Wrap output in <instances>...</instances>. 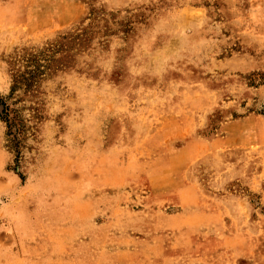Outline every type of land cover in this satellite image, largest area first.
Masks as SVG:
<instances>
[{
	"label": "rangeland",
	"instance_id": "1",
	"mask_svg": "<svg viewBox=\"0 0 264 264\" xmlns=\"http://www.w3.org/2000/svg\"><path fill=\"white\" fill-rule=\"evenodd\" d=\"M0 102V264H264V0H0Z\"/></svg>",
	"mask_w": 264,
	"mask_h": 264
},
{
	"label": "trees",
	"instance_id": "2",
	"mask_svg": "<svg viewBox=\"0 0 264 264\" xmlns=\"http://www.w3.org/2000/svg\"><path fill=\"white\" fill-rule=\"evenodd\" d=\"M86 29H82L76 31L74 33L66 34L58 39L54 44L45 50L49 52V54H44V51L40 52V54H31L29 56H25V60L30 64H34V69L32 70H23L16 71L12 75V89H14L17 84H24L25 89L31 88L34 85L35 78L41 73L40 68L38 67L39 59H43L48 63L46 66L47 69L51 70L54 67L63 68L67 66L70 61H72L74 55L73 50L79 51L81 46L85 44L84 35ZM51 54V56H50ZM28 91V89H27ZM34 91V90H32ZM0 113L3 114V121L10 123L11 120L9 118V108L4 105L3 102H0ZM1 118V116H0Z\"/></svg>",
	"mask_w": 264,
	"mask_h": 264
},
{
	"label": "crops",
	"instance_id": "3",
	"mask_svg": "<svg viewBox=\"0 0 264 264\" xmlns=\"http://www.w3.org/2000/svg\"><path fill=\"white\" fill-rule=\"evenodd\" d=\"M243 121V119H239L236 120V122H241ZM230 125V124H229ZM151 247V248H149ZM162 248H157L156 251H154V246L150 245L149 243H147L145 251H146V258H143L141 261L146 263V264H156V262L158 261V259L162 258L161 260L164 261H168V257H166V254L164 253V251L167 248H163V246H161ZM134 251H139L140 249H132ZM160 263V261L158 262V264Z\"/></svg>",
	"mask_w": 264,
	"mask_h": 264
}]
</instances>
